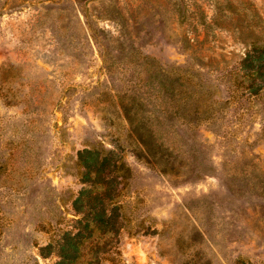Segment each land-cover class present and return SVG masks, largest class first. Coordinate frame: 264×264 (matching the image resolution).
I'll use <instances>...</instances> for the list:
<instances>
[{"label":"rangeland","instance_id":"1","mask_svg":"<svg viewBox=\"0 0 264 264\" xmlns=\"http://www.w3.org/2000/svg\"><path fill=\"white\" fill-rule=\"evenodd\" d=\"M261 41L264 0H0V264L58 261L83 149L127 171L117 231L74 264H264V94L238 75ZM129 109L166 174L135 157Z\"/></svg>","mask_w":264,"mask_h":264},{"label":"trees","instance_id":"2","mask_svg":"<svg viewBox=\"0 0 264 264\" xmlns=\"http://www.w3.org/2000/svg\"><path fill=\"white\" fill-rule=\"evenodd\" d=\"M179 15V21L183 22L184 13L179 12ZM249 45L250 48L238 64V75L240 74L242 81L247 84L249 95L257 97L261 93L264 94V41L259 44L250 42ZM166 79L167 83H164L163 87L167 99L171 102L175 100L181 105L182 117L188 121L196 120L193 114H197L198 108L187 107L185 102L180 100L185 90H179L183 84L176 86L179 78L172 79L167 75ZM176 96L179 98L175 99ZM129 111L131 109L126 110V119L130 131L141 146V150L134 154L135 157L166 174L169 171V163H159L157 160L150 162V155L156 154L158 149L166 151L159 142L160 137L152 129L147 118ZM76 159L81 168L79 181L83 185L71 203L72 211L78 216L75 221L76 233L71 236L65 232L57 242L54 251L58 261L55 264H74L79 259L81 244L88 240L94 231L111 233L116 232L119 226L120 205L117 198L127 171L121 158L112 151L83 149L77 153ZM50 249L52 247L47 246L42 251Z\"/></svg>","mask_w":264,"mask_h":264}]
</instances>
